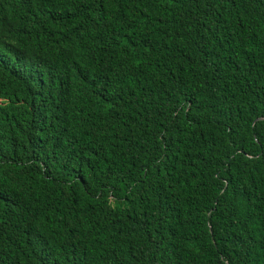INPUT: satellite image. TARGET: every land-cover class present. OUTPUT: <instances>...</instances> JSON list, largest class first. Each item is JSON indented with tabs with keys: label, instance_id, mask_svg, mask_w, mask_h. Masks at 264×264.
I'll use <instances>...</instances> for the list:
<instances>
[{
	"label": "trees",
	"instance_id": "16d2710c",
	"mask_svg": "<svg viewBox=\"0 0 264 264\" xmlns=\"http://www.w3.org/2000/svg\"><path fill=\"white\" fill-rule=\"evenodd\" d=\"M0 264H264V0H0Z\"/></svg>",
	"mask_w": 264,
	"mask_h": 264
}]
</instances>
